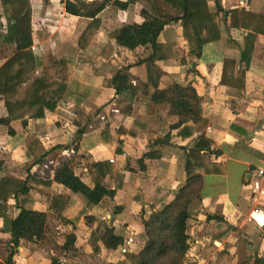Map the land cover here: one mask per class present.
<instances>
[{
    "label": "crops",
    "instance_id": "crops-1",
    "mask_svg": "<svg viewBox=\"0 0 264 264\" xmlns=\"http://www.w3.org/2000/svg\"><path fill=\"white\" fill-rule=\"evenodd\" d=\"M93 1L101 0L88 2ZM31 2L32 50L42 57L46 70L60 80H79L100 87L107 96L96 104L61 103L45 118L28 117L26 125L22 120L13 121L10 131L8 126L0 124V160L4 162L0 177L6 173L22 179L30 177L32 188L28 198L35 209L48 214L46 234L50 232L63 242V238L74 233L75 245L79 247L89 242L90 247L86 249L94 253L84 259L77 258L81 255L79 251L71 252L72 257L65 252L61 253L63 258H58L48 246L52 239L49 237L43 240L45 244L43 241L24 243L12 264H70V260L75 259L89 261L87 264H109L127 258L123 251L141 243L138 215L142 210L147 215L160 210L185 182L189 155L184 147L191 146L192 140L199 135H204L211 143L216 151L213 158L223 163L225 172L205 177L200 198L190 209V249L184 264H253L256 257L264 258V225L252 217L254 215L261 222L262 215L257 211L264 213V180L256 174V169L264 163V34L255 36L249 56L247 52L244 54L249 31L231 28L234 9L246 8L264 15V0H244L243 3L240 0H208L211 11L218 7L223 9L221 20L226 34L219 41L206 44L200 57L190 55L189 42L180 23L168 25L160 35L161 43L179 46L185 62L167 58L156 61L155 67L151 65L154 76H159L157 91L178 83L192 85L203 97L202 120L194 126V135L188 138L179 136V129L171 130L173 117L169 105L154 103L142 94L148 70L146 64L136 61L148 54L142 56L140 50L130 51L117 43L125 25L142 23L149 18L139 2L124 10L110 2L100 15L101 27L86 49L80 48L79 38L92 22L90 18L68 14L62 0ZM1 9L0 4V13ZM113 13L120 16L119 24H115ZM4 22L0 19V35L4 32ZM15 51V45L0 43V68ZM229 58L235 64L225 83V61ZM112 62L116 65H109ZM129 65L133 82L140 87L133 98L116 95L112 81L115 74ZM40 71L38 69L33 75ZM232 73L237 75V80L232 78ZM129 104L131 110L127 113ZM6 116V105L0 98V119ZM52 122L61 125L64 147L73 144V150L55 148L52 149L55 152L49 154L40 144H34L36 136L41 142L44 138H51V143L57 140ZM105 129L111 136L109 142L95 138ZM152 151L157 154L150 159L148 154ZM46 152L49 155L46 156ZM102 160H110L114 165L112 175L103 178L108 186L114 189L120 174L123 179L114 195L97 205H88L80 194H73L52 180L61 162L68 161L78 176L93 185L97 177L94 163ZM142 165L146 166L145 171L140 170ZM55 193L70 194L77 201L68 213L69 219L51 209ZM14 199L11 196L8 202L11 216L19 211L13 204ZM117 207L122 209L117 211ZM83 208H87V214L75 224L72 216ZM86 217L95 218V224L88 225ZM100 220L110 222L124 234L125 242L118 249H105L101 241H97V235H93ZM10 240L11 235L4 231L0 218V264H6ZM95 244L101 247L100 251H95ZM132 249L127 253L134 252Z\"/></svg>",
    "mask_w": 264,
    "mask_h": 264
},
{
    "label": "trees",
    "instance_id": "trees-1",
    "mask_svg": "<svg viewBox=\"0 0 264 264\" xmlns=\"http://www.w3.org/2000/svg\"><path fill=\"white\" fill-rule=\"evenodd\" d=\"M65 11L73 16L86 17L92 20L79 38V46L86 49L96 32L102 25L101 13L111 2L119 9H127L130 4L139 2L150 15L142 23L127 24L119 33L117 43L120 47L130 51L140 50L145 58L136 61L137 64H146L147 81L143 84L142 94L147 95L154 103H164L170 107L172 122L171 130L179 129V136L188 138L194 135V126L202 120L203 97L192 85L173 83L163 91H157L159 76L151 71L156 61L167 58H178L183 62L182 50L176 43H161L159 37L165 28L172 23H180L184 37L189 42L190 55H202L203 48L209 42L219 41L224 34L225 26L221 20V7L211 11L208 0H103L88 2L87 0H62ZM2 7L0 19L5 22L4 32L0 35V43L16 46L15 53L0 68V98H3L7 116L0 119V124L11 130L13 121L22 120L24 125L27 118H45L53 113L61 103H73L77 106L91 102L98 103L99 99L107 96L102 88L81 82L79 80H60L45 68L41 56L32 50L33 37V6L31 0H0ZM1 27V23H0ZM231 28L234 30L247 29L246 51L251 56L254 48V39L257 34H264V15L252 12L246 8H236L232 11ZM105 48V52L106 49ZM150 53V54H149ZM235 61H225L224 82H228L230 70ZM152 65V67H151ZM131 65L124 67L113 77V86L116 95L134 97L140 87L133 82L129 72ZM40 69L39 74H34ZM237 80V75L232 73ZM238 85L237 82H235ZM131 105H127L129 113ZM192 123V124H189ZM83 134V131H79ZM96 139L109 142L108 129L95 135ZM189 155L186 164V180L174 193V196L160 210L149 215L144 210L138 215L140 223L136 264H184L190 249L188 235L189 212L194 203L199 200L200 192L205 184V177L212 174L223 175V163L213 158L216 151L211 143L199 135L192 140L191 146L184 147ZM152 151L150 159L156 156ZM143 160H141L142 162ZM146 165V164H145ZM4 162L0 160V171ZM97 177L93 185L87 184L78 176L70 162H63L55 170L53 181L65 186L71 193L80 194L88 205H97L104 198L113 196L123 179L118 176L115 188L112 189L104 182V177L112 175L114 165L110 160L94 163ZM141 171L146 170L142 165ZM31 178L20 177L6 173L0 177V218L3 221L4 231L10 233L11 240L6 248V264H12L20 247L24 243H41L46 237L48 214L35 209L30 204L28 194L31 191ZM14 196L15 206L19 210L15 216L9 212V201ZM77 204L70 194L55 193L51 201V209L57 215L69 219V211ZM122 207H117V211ZM87 208L75 214V224L87 214ZM95 219V218H94ZM94 219L86 217L87 224L93 225ZM107 250H115L125 242L124 234L118 227L112 226L106 220H100L93 232ZM92 235V236H93ZM63 246L64 251L75 248L77 237L74 233L67 235ZM95 251L101 249L97 244ZM109 264H132L128 258L119 259ZM241 264H251L243 262ZM253 264H264V258L256 257Z\"/></svg>",
    "mask_w": 264,
    "mask_h": 264
},
{
    "label": "rangeland",
    "instance_id": "rangeland-1",
    "mask_svg": "<svg viewBox=\"0 0 264 264\" xmlns=\"http://www.w3.org/2000/svg\"><path fill=\"white\" fill-rule=\"evenodd\" d=\"M89 1V0H88ZM101 1H103V0H101ZM2 10V9H1ZM109 14H111V13H109ZM119 17L120 16H117L115 13H113V16H112V18L113 19H115L116 20V23L115 24H119L120 22L119 21H117V19H119ZM37 21V20H36ZM115 24H114V26H115ZM66 25H68V24H66ZM116 29H117V27L115 26V31H116ZM85 30V29H84ZM117 32V31H116ZM116 65L115 63H111V64H109V65ZM155 65V64H154ZM156 66V65H155ZM114 111H116V109L114 110ZM55 122V121H54ZM53 123V122H52ZM54 125H55V128H54V132H55V135H54V137H57V140H55L53 143H51V138H44L43 140V142H41V138L39 137H37L36 136V138H35V140H34V144L36 143L37 145L38 144H40L41 146H40V148H42V149H47L48 150V152H49V154H51V153H53V152H55V151H53L52 149H55V148H57L58 150L59 149H62V148H65V150H69V149H71L72 148V146H73V144L72 145H70V146H68V147H64L65 146V144L63 143V138H61L60 137V135L62 134L61 132H63V129H62V127L60 128V124H55V123H53ZM16 142H17V140H15ZM59 143V144H58ZM61 147V148H60ZM71 150H73V149H71ZM48 152H46L45 154H46V156L47 155H49L48 154ZM63 157H64V155H63ZM57 158V157H56ZM29 160H32L31 158L29 159ZM63 162H67V161H63ZM63 162H61V163H63ZM61 165V164H60ZM59 165V166H60ZM3 172V171H2ZM55 173V172H54ZM76 173V172H75ZM77 174V173H76ZM55 175V174H54ZM53 178H54V176H53ZM53 178H52V180H53ZM72 224H74V223H72ZM135 234H137L136 232H135ZM52 234H50V232L48 233V234H46V237H45V239H44V241H46V240H48V238L49 237H52V239H51V243H48V246H49V248H52V250H53V253L56 255V256H58V258L59 257H62L63 258V256H62V254L61 253H65L66 252V255H68L69 257H72L71 255H69V254H72L71 252H77V251H79L80 252V254L81 255H79V256H77V258H88L87 256L88 255H91L92 253H93V251L91 250V249H89L88 248V250L86 249V246H88V247H90V245H89V242H87L86 244H84V245H82V246H77V245H75V248H74V250H71V251H64L63 250V245H65L64 243H66V241H67V238H63L64 240H63V242H62V240L60 241V239L58 238V236L57 237H55L54 235H52ZM69 235V234H68ZM67 237V236H66ZM43 241V242H44ZM44 244H45V242H44ZM60 244H62V245H60ZM79 245V244H78ZM140 245V244H139ZM138 245V246H139ZM138 246L137 245H134L133 247H131V246H129L128 248H126V250L125 251H123V256H125V257H127L128 258V260L132 263V264H136L137 262H136V260H135V255H136V253H137V251H138ZM133 248V249H132ZM133 250L134 252H132V253H127V252H129V250ZM78 253V252H77ZM76 253V254H77ZM94 254V253H93ZM55 258H57V257H55ZM70 259H72V258H70ZM71 262H69L70 264L72 263V264H87V262H89V261H87V262H85L84 263V261H77L76 259L75 260H70Z\"/></svg>",
    "mask_w": 264,
    "mask_h": 264
},
{
    "label": "built area",
    "instance_id": "built-area-1",
    "mask_svg": "<svg viewBox=\"0 0 264 264\" xmlns=\"http://www.w3.org/2000/svg\"><path fill=\"white\" fill-rule=\"evenodd\" d=\"M88 1V0H87ZM90 1V0H89ZM241 1V3H243L244 2V0H240ZM33 49H35V47L33 48ZM256 174H257V176L258 177H260V178H262L263 180H264V163L262 164V166H260V167H258L257 169H256ZM263 211H260V212H258L257 211V213H259L260 215H262V221L260 222L254 215H252V217L258 222V223H260L261 225H264V213H262ZM256 213V212H255Z\"/></svg>",
    "mask_w": 264,
    "mask_h": 264
}]
</instances>
